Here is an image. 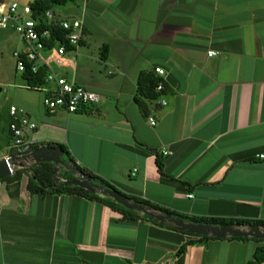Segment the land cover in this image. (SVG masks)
Segmentation results:
<instances>
[{
	"label": "crops",
	"instance_id": "1",
	"mask_svg": "<svg viewBox=\"0 0 264 264\" xmlns=\"http://www.w3.org/2000/svg\"><path fill=\"white\" fill-rule=\"evenodd\" d=\"M59 6L55 14L82 21L80 44L63 65L53 62L54 50L42 56L100 99L75 112H49L43 93L22 78L21 84L1 81L9 86L10 105L36 122L33 143L63 144L76 165L171 211L264 219V159L258 157L264 153V0H68ZM14 32L0 28L3 47ZM18 49L16 42L12 56ZM142 70L164 84L155 99L144 100L146 114L134 100ZM9 119L7 111L0 159L12 150ZM26 184L22 175L14 198L0 182V264H247L262 244L186 243L190 237L169 224L124 220L106 204L71 193L32 194Z\"/></svg>",
	"mask_w": 264,
	"mask_h": 264
},
{
	"label": "built area",
	"instance_id": "2",
	"mask_svg": "<svg viewBox=\"0 0 264 264\" xmlns=\"http://www.w3.org/2000/svg\"><path fill=\"white\" fill-rule=\"evenodd\" d=\"M54 26L63 32L62 42H57L52 46H47V41L52 38ZM0 28L12 29L19 35L21 47L13 52L15 58V69L20 73L29 70L36 72L38 68L44 69L43 83L30 87L43 93L42 105L49 111L63 109L67 112H75L99 101L100 96L84 86L76 84L73 80L59 75L43 58L42 52L55 51L53 62L56 65H63V57L80 44L82 31V21L74 17H60L51 9H46L41 15L34 16L33 10L28 3L18 1L0 0ZM215 52L209 51L208 56ZM154 72L158 76H163L165 71L160 67H155ZM164 84L159 80L154 87L155 92H161ZM164 105L165 101L161 100ZM8 130L11 137V148L16 155L25 154L32 150V134L37 128V124L21 108L11 104L8 107ZM147 120L151 125L156 123L153 116H148ZM163 154L168 150L164 149ZM264 159V153L258 154ZM136 168H133L131 175H134ZM192 197V193L186 194ZM1 208V206H0Z\"/></svg>",
	"mask_w": 264,
	"mask_h": 264
},
{
	"label": "trees",
	"instance_id": "3",
	"mask_svg": "<svg viewBox=\"0 0 264 264\" xmlns=\"http://www.w3.org/2000/svg\"><path fill=\"white\" fill-rule=\"evenodd\" d=\"M68 0H32L30 3H28L32 10L34 16H39L43 11L46 9H51L55 5H62ZM53 11V10H52ZM50 29L52 30V38L47 41V46H52L57 42H62V36L63 32L54 27L50 26ZM103 54V52H102ZM16 70V69H15ZM155 73L152 71H146L142 70L139 72L137 76V88L136 93L134 96L135 102L138 104L140 110L143 112V114H146L147 109L145 106L144 100L148 99H155L157 97V93L154 90L155 84L160 80V78L156 77L154 75ZM43 75H44V69L38 68L36 72H30L29 70H26L21 73V78L23 79L24 83L30 87L40 85L43 83ZM39 145H51L58 147L65 151L66 155L64 156L65 162H69L72 168L77 170L81 174H87L92 178V181L96 184L102 185L104 187L118 190L115 186H113L111 183H109L104 178L100 177L97 174H94L92 171L80 167L75 164L73 159L69 156V151L65 148L63 144L57 143V142H46L45 144H36L33 143L32 149L38 147ZM9 155H13V150H10ZM156 164L157 167L162 173V161L160 158H156ZM69 173L68 171H64L60 174H58L59 177L68 179L69 177H65V173ZM27 176V184L26 188L27 190L32 194H38V195H44L46 193H71V194H77L80 196H84L88 199L95 200L97 202L103 203L111 207L112 209L118 211L120 214H122V218L124 220H145V221H152L155 223H158L157 220L153 219L152 217H149L145 214H139L137 211L130 210L125 208L124 206L116 203L114 200L107 196H101L98 193L89 192L85 188H82L80 186L76 185H64L57 180L54 179V166L52 162H33L29 169H19L16 170L12 175L6 176L2 179H0V182H5V186L7 189L8 194L11 197L17 198L19 193V187H20V181L22 178V175ZM185 184V183H183ZM121 192L120 190H118ZM125 196H127L130 200L134 202H138L141 204H144L146 206H149L157 211L160 212H168L174 216L183 218L187 221L192 222H201V223H208V224H264V219H244V218H226V217H211V216H195V215H188L183 213H178L175 211H171L170 209L161 206L159 204H156L154 202H151L149 200H146L144 198L129 195L121 192ZM184 234L188 235L190 238L187 240L186 243H204L209 239H215L216 237H209V236H202V235H196V234H190L187 232H184ZM226 239H238V240H248V239H254L259 242H262L261 245L257 246L254 250L253 259L248 261L247 264H258L263 263L264 264V240L263 239H255L252 237H228Z\"/></svg>",
	"mask_w": 264,
	"mask_h": 264
},
{
	"label": "water",
	"instance_id": "4",
	"mask_svg": "<svg viewBox=\"0 0 264 264\" xmlns=\"http://www.w3.org/2000/svg\"><path fill=\"white\" fill-rule=\"evenodd\" d=\"M65 151L51 145H40L30 152L21 155H7L0 159V179L13 174L14 166H22L21 161L33 160L34 162H52L54 165L65 163ZM79 173V172H78ZM56 180V178H54ZM64 185H76L85 188L89 192H95L107 196L127 209L139 211L162 224H169L173 228L190 234L228 238V237H252L264 240V224H208L187 221L168 212H160L144 204L134 202L115 189H110L96 184L87 174L79 173L75 179L58 181Z\"/></svg>",
	"mask_w": 264,
	"mask_h": 264
},
{
	"label": "rangeland",
	"instance_id": "5",
	"mask_svg": "<svg viewBox=\"0 0 264 264\" xmlns=\"http://www.w3.org/2000/svg\"><path fill=\"white\" fill-rule=\"evenodd\" d=\"M5 1H12V0H5ZM20 3H30L32 0H15ZM55 10H58L61 8L59 5H55L53 7ZM19 35L17 32L11 36V39L8 40V42L5 44L6 47H3L2 44H0V82L1 81H7V82H13L14 78H16V83H22L21 79V73L19 71L15 70V58L12 56V49L16 47H21V43L19 41ZM0 87L2 90H0V123L3 124L4 122V115L8 111V107L10 105L9 97H10V89L9 86H4L0 84ZM2 148V141H0V155L3 152ZM13 150V155H15V151ZM33 160H26L21 161L22 166H14V172L19 169H29V166L33 163ZM54 178H56L57 182L60 180H66L64 178H61L58 176V174L68 171L69 173H65V177H69L68 179H75L78 176V171L72 168L69 162L61 164V165H54ZM13 172V173H14ZM12 175V174H11ZM25 175V174H24ZM26 176V175H25ZM27 177V176H26Z\"/></svg>",
	"mask_w": 264,
	"mask_h": 264
},
{
	"label": "flooded vegetation",
	"instance_id": "6",
	"mask_svg": "<svg viewBox=\"0 0 264 264\" xmlns=\"http://www.w3.org/2000/svg\"><path fill=\"white\" fill-rule=\"evenodd\" d=\"M65 163H67V162H65Z\"/></svg>",
	"mask_w": 264,
	"mask_h": 264
}]
</instances>
